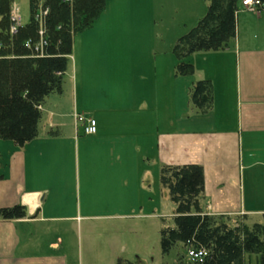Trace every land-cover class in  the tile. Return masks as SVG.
<instances>
[{"label": "crops", "instance_id": "0c3cea01", "mask_svg": "<svg viewBox=\"0 0 264 264\" xmlns=\"http://www.w3.org/2000/svg\"><path fill=\"white\" fill-rule=\"evenodd\" d=\"M237 36L233 39L235 45L198 54L203 62H192L195 72L190 75L194 77L193 83L201 79L211 81L217 103L225 101L229 87L233 94L232 120L223 108L220 119L213 118L210 125L194 120L195 125L180 127L177 109L171 107L166 118L168 128L164 129L163 85L165 82L167 86L168 107L177 101L178 91L173 87V80L176 83L180 76L175 73L178 59L171 67L166 66L164 78L153 65L152 68L140 65L132 70L126 60L119 61L117 77L123 86L131 85L132 91L129 100L125 104L119 102L118 106L94 101L92 87L86 92L80 84L82 72L80 85L76 76L73 84L63 86L62 94L48 96L40 123L43 130L40 127L38 137L24 146L13 144L6 166L0 169L4 174L0 179V207L22 204L28 212L23 219L0 220V264H80L72 250L66 248L70 243L64 241L71 233L64 223L75 221L77 216L71 209L62 212V154L65 151L62 137L66 128L63 116L72 118L71 138L76 145V159V153L83 154L84 161L94 153L97 160L109 156L111 170L127 182L132 173H139L148 202H152L157 189L163 188L159 181L163 165L199 164L205 175V193L201 199L204 214L249 219L258 212L247 207L242 168L264 166V158H259L264 147V32L261 46L252 45L250 40L242 48L239 33ZM76 69L74 64L73 71ZM188 103L192 105L190 96ZM193 108L197 109L194 105ZM120 112L127 117L113 120L102 117ZM76 113L95 118L99 123L98 133L84 134L76 123ZM217 121L221 127H217ZM51 130L58 135H50ZM109 133L115 141L106 145L104 140ZM115 162L119 163L117 167ZM92 216L87 214L88 218Z\"/></svg>", "mask_w": 264, "mask_h": 264}, {"label": "rangeland", "instance_id": "374dc122", "mask_svg": "<svg viewBox=\"0 0 264 264\" xmlns=\"http://www.w3.org/2000/svg\"><path fill=\"white\" fill-rule=\"evenodd\" d=\"M209 4V0H105L102 11L92 24L75 30L64 85L68 87L73 84L76 76L79 84L82 72L80 84L86 92L92 87L93 100L98 104L118 106L123 101L125 104L131 95L132 86H123L118 79L116 71L119 61L126 60L131 64L132 70L140 65L150 68L153 65L157 74L164 78L166 66L171 67L177 62L174 52L177 40L198 24ZM12 6V14L18 16L22 24L39 14L38 11L35 14L31 11L30 0H14ZM41 6L47 7L43 0L38 2L39 10ZM239 6L237 35L239 33L241 47L250 40L252 45H263L264 28L261 26L264 24V7L249 11L241 1ZM48 17L49 13L44 15V22H48ZM75 19L80 24L81 20L77 16L73 18L74 23ZM232 44H236L235 40ZM198 54L201 52L192 54L187 60L201 64L203 59ZM31 56L38 55L33 51ZM74 64L77 65L75 72ZM193 79V76L188 75L179 76L176 83L173 80V87L176 86V92L178 91L177 101L168 107L167 86L164 82V129L168 128L166 118L171 107L177 109L180 127L195 125L192 122L199 120L210 125L213 118L220 119L223 108L227 109L228 118L233 119V94L229 87L225 101L217 103L213 99L211 108L205 112H197L193 104L190 106L188 101ZM216 96L218 97L217 94ZM102 117L113 120L127 116L120 112L115 113V116ZM62 121L66 124L65 136L62 137V150L65 149L62 154V212L71 209L72 214L77 216L75 221L64 223L71 229L64 241L66 239L70 243L66 248L72 250L75 260L80 264H118L119 258L128 259L135 264H194L190 258L191 246L185 247L179 243L169 254L164 255L161 251V229L174 225L173 217L176 212V205L171 201L168 190L157 189L152 202H148L140 185L139 173H132L128 182L121 179L120 175L117 176L111 170L109 156H102V160H97L94 153L87 157L86 162L83 154L78 156L76 153L78 163L74 153L76 145L73 137L71 138V115L63 116ZM217 123V127H221L220 122ZM40 127L43 130L44 126ZM112 141H115L114 136L109 133L104 142L108 145ZM13 144L12 141L0 139L3 167L8 162ZM260 151L259 158L263 159L264 147ZM114 164L115 167L119 165L117 162ZM244 164L247 165V155ZM242 169L247 207L258 212L251 214L249 219L237 215L220 217L231 224L245 223L250 227L257 222L264 224V166ZM202 203L201 201V206ZM77 209L79 212H76ZM87 214L93 216L88 218ZM244 264H260V254H244Z\"/></svg>", "mask_w": 264, "mask_h": 264}, {"label": "trees", "instance_id": "16d2710c", "mask_svg": "<svg viewBox=\"0 0 264 264\" xmlns=\"http://www.w3.org/2000/svg\"><path fill=\"white\" fill-rule=\"evenodd\" d=\"M43 1L49 8L45 53L31 56L32 48L26 43L29 41L32 45L39 40L35 15L22 24L17 33H12L14 0H0V139L17 146L38 137L46 98L63 92L75 30L92 24L105 4V0ZM240 1L209 0L208 9L198 24L177 40L174 48L179 59L175 67L177 75L195 72L194 64L187 60L192 54L222 50L232 44L237 34ZM38 2L30 0L34 14L39 12ZM74 16L81 20L80 24L77 19L74 23ZM189 95L194 107L209 110L213 102L211 81L194 82ZM50 135L58 134L51 130ZM3 178L0 172V179ZM159 181L176 205L174 225L161 229L164 255L182 243L185 247L207 251L203 260L194 264H244L246 253L260 254V264H264V224L257 222L252 227L245 223L231 224L220 216L202 212L205 175L201 165H163ZM27 215L22 204L0 207V220L23 219ZM118 264L135 263L120 258Z\"/></svg>", "mask_w": 264, "mask_h": 264}, {"label": "built area", "instance_id": "2783aa9c", "mask_svg": "<svg viewBox=\"0 0 264 264\" xmlns=\"http://www.w3.org/2000/svg\"><path fill=\"white\" fill-rule=\"evenodd\" d=\"M242 5L245 9L249 11H257L260 10L264 4L262 0H241ZM44 11V13H43ZM41 12V14H40ZM38 16L35 17L36 21L39 23V40L36 41L34 44L31 45V43L28 41L26 43V46L29 48H32V51L36 55H43L45 53V46L47 43V32H48V22H44V15H47L49 13V8L41 6L40 10L38 12ZM11 19H12V25H11V32L17 33L18 28L22 25L21 21L19 22V17L15 16L11 12ZM76 123L81 127L82 131L86 135H92L96 134L98 131V122L95 118L87 116L82 113H76L75 115ZM190 250V258L193 260V262L202 261L203 258L207 255L206 250L197 249L194 247H191Z\"/></svg>", "mask_w": 264, "mask_h": 264}, {"label": "bare ground", "instance_id": "6f19581e", "mask_svg": "<svg viewBox=\"0 0 264 264\" xmlns=\"http://www.w3.org/2000/svg\"><path fill=\"white\" fill-rule=\"evenodd\" d=\"M71 58H72V56H71Z\"/></svg>", "mask_w": 264, "mask_h": 264}]
</instances>
